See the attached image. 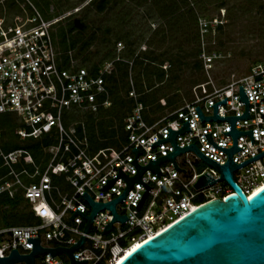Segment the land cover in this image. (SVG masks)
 I'll use <instances>...</instances> for the list:
<instances>
[{
	"label": "built area",
	"instance_id": "obj_1",
	"mask_svg": "<svg viewBox=\"0 0 264 264\" xmlns=\"http://www.w3.org/2000/svg\"><path fill=\"white\" fill-rule=\"evenodd\" d=\"M57 19L56 16L44 18L34 8L27 11L22 5L8 17L0 12V115L13 119V133L18 140L51 138L48 144L41 146L46 156L37 162L24 147L8 150L0 147V195H18L19 206L34 217L30 223L0 225V256L7 255L11 248L22 254L29 252L31 243L26 241V236H36L41 247H67L83 234L82 243L71 252L72 258H86L78 264H109L121 257L133 242L146 239L207 200L223 198L231 189L224 180L217 179L194 191L190 185L199 174L206 171L215 178L219 172L192 149H186L173 159L175 166L184 171L174 170L168 159L157 164L162 174L156 175L148 168L141 171L139 179L150 187L136 209L134 205L144 187L131 182L122 200L114 205L115 212L128 219L121 223L112 221L107 231L101 232L103 224L111 217L108 208L94 213L86 232L82 230L86 221L82 215L76 212L69 218L74 208L84 214L91 208L80 193L84 191L92 201L99 202L117 196L125 186V180L119 176L106 188H97L116 173L117 166L125 176L134 174L135 167L129 162L134 156L131 148L134 146L138 151L135 161L139 165H144L148 158L171 151L169 140L151 147L149 144L165 137L166 128L175 130L186 119L190 130L175 134L176 145L193 142L200 153L222 164L225 152L207 142L203 133L210 131L215 144L228 147L231 136L222 132L229 128V122L225 119L200 122L194 106L197 105L202 115H211L210 104L225 96L224 103L216 105V114L239 115L243 102L237 99L238 85L247 98L249 118H237L233 127L236 130L251 128L252 140L250 142L246 133H239L235 146L241 148L231 153V160L238 163L264 150V114L259 116V112H264V99L259 100L264 96V58L254 61L239 78L221 86H214L208 79L197 82L189 100L154 115L148 113L147 106L138 99L140 94L158 85L154 74H151V85L144 81L142 69L146 59H142L139 67L138 82L143 85L139 91L132 77V57L122 56L119 48L94 68L80 65L72 58L64 64L52 37ZM223 19L222 10L220 15L196 17L197 55L204 70L216 56V52L205 50L206 36L213 35ZM117 61L127 66L126 96L132 99L131 106L122 117L120 129H115L111 136L112 141L93 148L82 122H70L79 123L77 134L75 127L63 125L62 112L95 113L99 108L109 107L112 99L121 95L118 84L112 80ZM168 65L162 62L160 67L166 70ZM158 102L166 107L163 97H159ZM2 138L0 129V141ZM55 177H60L64 187L56 185ZM232 178L248 197L264 184V153L233 170ZM33 263L67 264L68 257L62 251L51 256L48 252H38ZM10 264L25 263L19 260Z\"/></svg>",
	"mask_w": 264,
	"mask_h": 264
},
{
	"label": "rangeland",
	"instance_id": "obj_2",
	"mask_svg": "<svg viewBox=\"0 0 264 264\" xmlns=\"http://www.w3.org/2000/svg\"><path fill=\"white\" fill-rule=\"evenodd\" d=\"M87 1L17 0V6L8 7L9 0H0V12L8 17L18 12L21 5L27 11L34 8L44 18H58L53 24L54 29L70 19H80L83 28L70 33V36H78L79 40L87 42L86 47L80 48L78 40L71 50L78 63L100 62L115 53L117 48L126 58L131 49L134 53L151 50L170 57L173 60L167 66L170 71L166 72L160 86L166 95L176 96L177 104L191 98L197 82L208 79L214 86H221L239 78L254 61L264 58V11L246 0H116L101 12ZM220 1L222 5L219 7ZM260 1L264 3V0ZM220 10L224 18L220 29L213 35L208 34L204 42L205 50L216 52V56L210 67L204 70L198 53L193 54L194 48L199 46L196 17L220 15ZM194 60L198 66L193 65ZM163 62L168 63L167 60ZM169 73L174 75L170 86L167 85ZM165 110L167 107L162 112ZM82 113L77 111L66 115L62 112L61 122L75 127L70 122L79 120ZM82 124L84 127L83 121ZM2 142L0 147L5 150ZM54 182L64 187L60 177H55Z\"/></svg>",
	"mask_w": 264,
	"mask_h": 264
},
{
	"label": "water",
	"instance_id": "obj_3",
	"mask_svg": "<svg viewBox=\"0 0 264 264\" xmlns=\"http://www.w3.org/2000/svg\"><path fill=\"white\" fill-rule=\"evenodd\" d=\"M224 98L225 96L210 104L212 105L211 115H202L197 105L194 106L200 122L215 119H225L229 122V128L224 132L221 131L223 134L227 133L231 136V145L228 147L215 144L211 140L210 131L202 132L207 142L225 152L226 159L222 164L200 153L193 142L180 147L176 145L174 141L175 134L190 130L186 119L175 130L169 127L166 128L165 137L156 138L149 144L151 147L164 140H169L172 146L171 151L153 159L148 158L144 165H139L135 161L138 151L134 146L131 148L134 156L129 162L135 167L134 174L125 176L117 166L116 173L109 179H104L105 182L97 188L100 190L106 188L119 176L125 180V186L117 196L105 202H99L92 201L84 191L80 193L91 208L87 214L74 208L69 218H72L76 212L82 215L86 220L82 230L86 232L94 213L101 208H108L111 217L109 221L103 224L101 229V232H103L110 229L112 221L119 220L121 223L128 219L124 214H117L114 205L118 200H122L132 181L138 182L144 187L134 205L136 209L138 208L147 188L150 187L139 179L141 171L148 168L156 175L162 174L159 172L157 164L164 159L170 160L174 170L184 171L182 168L175 166L173 159L175 154L186 149H192L202 160L219 172V176L215 178L206 171L199 174L190 185L194 191L217 179L224 180L230 187L231 192L223 198L216 197L205 201L142 240L138 246L126 253L116 264H264V184L247 197L232 178L233 170L259 157L264 153V150L238 163L231 160V153L241 148L235 146V137L239 133H246L251 142L252 136L251 128L236 130L233 127V122L237 118L248 117L247 98L240 85H238L237 99L243 102V111L239 115L218 116L216 114V105L224 103ZM261 99H264V96L259 97V100ZM262 114L264 112H259V116ZM262 129L264 134V127ZM26 241L31 243L29 252L22 254L18 253L15 248H11L7 255L0 256V264H10L19 260H23L25 264H34L33 259L38 252H48L51 256L59 251L65 252L67 255V264H78L86 260V258L73 259L71 255L72 250L82 243L83 234L67 247H41L36 236H26Z\"/></svg>",
	"mask_w": 264,
	"mask_h": 264
},
{
	"label": "trees",
	"instance_id": "obj_4",
	"mask_svg": "<svg viewBox=\"0 0 264 264\" xmlns=\"http://www.w3.org/2000/svg\"><path fill=\"white\" fill-rule=\"evenodd\" d=\"M17 0H9L7 3L8 7L17 6ZM116 0H88L87 3L92 5L94 9L98 12L105 10L111 3ZM249 4L255 5L259 10L264 11V3L260 0H246ZM222 2L218 4L220 7ZM46 6V5H44ZM28 7V6H27ZM20 10V9H19ZM84 26L83 22L80 19H70L66 21L63 25H58L56 29L52 31V37L57 48L61 51L62 61L65 64L69 58L75 60L74 55L71 53V50L76 45V42L79 40L78 36H70L72 31H77L82 29ZM220 29V25L217 26V30ZM130 43V41H127ZM196 42H197V34H196ZM87 46V42L85 40H79V47L84 48ZM70 51L67 53V51ZM199 51V46L197 45L193 54H197ZM112 53L110 56H113ZM133 50H129L128 58L132 57V77L134 81V85L137 91L140 90L141 84L138 82L139 80V67L142 63V59H146V63L143 66L142 72L144 81L147 85L152 84L151 74H154L155 79L158 81V85L154 86L148 91L143 92L138 96V99L147 106V112L151 114H160L164 106L160 105L158 102L159 97H163L165 100V106L167 108H172L176 105V96H168L164 91L161 90V83L164 79L165 74L168 70H164L160 67V64L167 60L168 64H172L173 60L168 56H163L162 53L156 54L151 50L141 51L136 53L133 56ZM121 55L124 56V54ZM108 56V57H110ZM107 58V57H106ZM78 63V62H77ZM98 62H93L90 64L78 63L80 65H85L90 68H94ZM194 66H198L197 60L193 61ZM167 78V85H171V79L174 75H170ZM170 79V80H169ZM112 80L114 83L118 84L119 89L121 90V95L114 97L109 107L107 108H99L95 113L91 112H83L82 117L80 116L79 121L84 123L85 134L93 148L101 147L110 143L111 136L114 134L115 129L119 130L121 126V120L124 114L130 109L132 99L126 96V92L128 89L127 83V66L124 62L117 61L115 62V68L112 72ZM174 90H177V87H173ZM80 112V111H79ZM74 114L77 113L73 112ZM68 115V114H66ZM75 117V115H74ZM147 117V115H146ZM1 123L0 129L2 132V143L3 148L5 150L15 148V147H24L26 148L32 159L37 162L39 159H44L46 154H44L41 149L42 145H46L51 141L50 137L41 136L39 138L28 137L22 140H18L14 133L13 129L15 126V122L10 116L0 115ZM66 120L68 117L66 116ZM75 125V131L79 134L80 125L78 123ZM14 137V138H13ZM103 138L101 140L98 139ZM98 144H102L99 146ZM31 168L30 166H27ZM20 198L18 195H14L13 197H8L6 195H0V225H8V224H21V223H30L34 221V217L32 214L22 210L19 206ZM5 205V206H4Z\"/></svg>",
	"mask_w": 264,
	"mask_h": 264
},
{
	"label": "bare ground",
	"instance_id": "obj_5",
	"mask_svg": "<svg viewBox=\"0 0 264 264\" xmlns=\"http://www.w3.org/2000/svg\"><path fill=\"white\" fill-rule=\"evenodd\" d=\"M261 187V186H260ZM260 187H258V188H260ZM258 188H255L253 191H252V193L253 192H255ZM251 193V194H252ZM152 234H150L149 236H151ZM148 236V237H149ZM140 242L141 241H136V242H133L127 249H126V251L123 253V255L121 256V257H119V258H117V259H115L113 262H111V263H109V264H116L126 253H128L130 250H132L133 248H135L136 246H138L139 244H140Z\"/></svg>",
	"mask_w": 264,
	"mask_h": 264
}]
</instances>
